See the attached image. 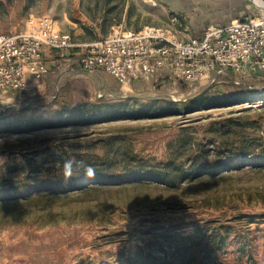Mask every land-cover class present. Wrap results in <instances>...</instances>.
<instances>
[{"label":"rangeland","instance_id":"obj_1","mask_svg":"<svg viewBox=\"0 0 264 264\" xmlns=\"http://www.w3.org/2000/svg\"><path fill=\"white\" fill-rule=\"evenodd\" d=\"M210 1L263 14L264 0ZM193 3L0 0V34L42 16L77 42L127 31L124 18L185 38ZM73 57L42 88L0 94V264L168 263L181 239L210 264H264V76L167 72L104 91Z\"/></svg>","mask_w":264,"mask_h":264},{"label":"built area","instance_id":"obj_2","mask_svg":"<svg viewBox=\"0 0 264 264\" xmlns=\"http://www.w3.org/2000/svg\"><path fill=\"white\" fill-rule=\"evenodd\" d=\"M87 72L110 74L121 86L167 71L186 84L213 81L224 73L264 76V16L209 25L199 37L177 38L169 30H113L90 42H77L54 21L30 16L22 29L0 34V94L25 92L49 73L47 57L70 58Z\"/></svg>","mask_w":264,"mask_h":264},{"label":"crops","instance_id":"obj_3","mask_svg":"<svg viewBox=\"0 0 264 264\" xmlns=\"http://www.w3.org/2000/svg\"><path fill=\"white\" fill-rule=\"evenodd\" d=\"M141 1L147 3L149 0H141ZM210 6H211L210 0H194V3L187 7L188 11L184 12L186 17L184 18V21H183L184 23H186L184 25L183 30L186 31L185 35L187 37H190V36L199 37V36H201L204 29L209 25H224V24H228L231 20H234V19L244 20L246 17H248V16H246L247 14H243V15H239V16L229 15V13L227 12V9L225 11H217V12L212 13L211 11H209V8H208ZM181 10H182L181 8L178 9V11H181ZM127 11H128V9H125L124 16L127 15ZM189 11L191 12L190 14H188ZM123 20H124L123 21L124 23H119L118 27L122 28V30L124 27L125 28L124 30H127V31H132L133 28H139L141 30L142 28L149 25V23L147 21H143V22L140 21L139 23L135 22L133 25L134 27L132 25H130L131 27H128V25L125 23V18ZM150 24H153V23H150ZM154 25L158 26L159 23H154ZM127 28H130V29H127ZM175 35L179 39L187 38V37L181 38V36H179L178 33ZM98 39H100V38H98ZM98 39H94V40H90V41H95ZM90 41H87V42H90ZM73 55L75 57L72 58L71 63H75V66H79V68L82 70V68L80 67V65L76 61L77 53H74ZM55 62H57L56 59H54L52 57H47V63L49 65V67L53 66V63H55ZM84 72H87V71H84ZM89 73H91V74H89ZM86 74L91 75L92 78L95 79V83H96V85H98V88H102V90H104V91L105 90H114V89H116V87L120 88V84L110 74H108L106 72L93 71V72H87ZM166 74H167V71L157 70V71L153 72L152 74H150L149 76H147L145 79L140 78V80L139 79L132 80L129 87L126 86V87H124V89H130L131 87H134V88L138 87L139 88L142 81L148 82L152 78H158L159 76L166 75ZM35 86H37L39 89L43 87V86H41V84H39V85L33 84L29 88V90L33 89V87H35ZM33 91H34V89H33Z\"/></svg>","mask_w":264,"mask_h":264},{"label":"trees","instance_id":"obj_4","mask_svg":"<svg viewBox=\"0 0 264 264\" xmlns=\"http://www.w3.org/2000/svg\"><path fill=\"white\" fill-rule=\"evenodd\" d=\"M237 87H239L238 89H242L241 90L242 92L247 90L246 85L241 84L238 85ZM185 245H186V241L184 239H181L179 240V242L176 243V245L170 246L171 247L170 249H172L171 253L173 256L168 263H165V261L163 260V256H158V258H156L158 261L157 262L155 261L156 263L153 262L150 264H210L208 260H205L206 251H204L202 248H199V250L195 253ZM160 250H162L163 253H166V249L162 246V244Z\"/></svg>","mask_w":264,"mask_h":264},{"label":"bare ground","instance_id":"obj_5","mask_svg":"<svg viewBox=\"0 0 264 264\" xmlns=\"http://www.w3.org/2000/svg\"><path fill=\"white\" fill-rule=\"evenodd\" d=\"M258 7L260 8V10L263 12V16H264V4H262L261 2H257Z\"/></svg>","mask_w":264,"mask_h":264},{"label":"clouds","instance_id":"obj_6","mask_svg":"<svg viewBox=\"0 0 264 264\" xmlns=\"http://www.w3.org/2000/svg\"><path fill=\"white\" fill-rule=\"evenodd\" d=\"M69 167H70V165L66 163V168H69Z\"/></svg>","mask_w":264,"mask_h":264}]
</instances>
